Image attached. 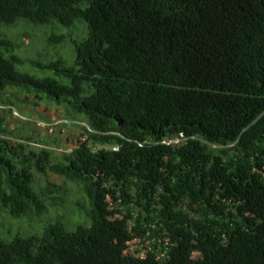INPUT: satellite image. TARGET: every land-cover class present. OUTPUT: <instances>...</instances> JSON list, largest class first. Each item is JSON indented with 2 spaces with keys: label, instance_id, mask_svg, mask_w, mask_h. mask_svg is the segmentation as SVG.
Segmentation results:
<instances>
[{
  "label": "trees",
  "instance_id": "obj_1",
  "mask_svg": "<svg viewBox=\"0 0 264 264\" xmlns=\"http://www.w3.org/2000/svg\"><path fill=\"white\" fill-rule=\"evenodd\" d=\"M21 20L87 23L72 65H44L67 83L18 70L1 29ZM27 85L67 108L79 144L13 143L0 115L1 208L66 212L68 182L85 199L66 214L73 229L57 216L0 237V264H264V0H0V106ZM137 238L150 241L143 256Z\"/></svg>",
  "mask_w": 264,
  "mask_h": 264
},
{
  "label": "rangeland",
  "instance_id": "obj_2",
  "mask_svg": "<svg viewBox=\"0 0 264 264\" xmlns=\"http://www.w3.org/2000/svg\"><path fill=\"white\" fill-rule=\"evenodd\" d=\"M28 24L21 20L16 27L3 26L1 29V32L16 44V54L22 60L21 64H17L18 70L28 72L38 78L54 77L67 83L68 81L56 71L45 68L44 65L56 61L59 57H62L67 65H72L75 60L76 42L87 36V23L77 21L72 26H64L57 22L52 25H39L32 22H28ZM79 25H81V28L82 26L86 28L84 35V30L77 27ZM52 34L64 35L65 40L59 44L49 42L48 39ZM27 88L8 87L7 93L2 95V99L13 104V110L10 109V106H0V115L5 118V128L7 130V133L2 137L13 143H28L36 150L47 147L56 154L71 151L79 144L81 131L73 124V119L67 117V108L62 104L58 105L51 102L44 93L38 92V89L34 86L27 85ZM26 136L32 137V142H28L25 139ZM45 139L51 141L56 139V142L51 146L39 144L40 141ZM35 175L38 187H44L47 178L38 173ZM49 179L56 183L63 182L61 178L53 174H49ZM67 186L71 191L66 212L64 207L57 209V212L56 209L51 208L47 214H35L33 217H22L18 220L11 217L10 214L4 213L5 211L0 206V224L2 225L0 237L11 240L19 234L24 237L39 234L43 225L53 221L57 216H63L68 229H73L75 224L70 223L69 216L75 214L77 205L75 198L78 197L82 200L85 198L82 192L77 190L76 185L68 182ZM89 207L90 204L87 199V204L79 210L77 209L76 215L84 212ZM54 212H56L55 215ZM149 243V240L142 238L134 239L129 243L130 251L135 255L143 256Z\"/></svg>",
  "mask_w": 264,
  "mask_h": 264
},
{
  "label": "built area",
  "instance_id": "obj_3",
  "mask_svg": "<svg viewBox=\"0 0 264 264\" xmlns=\"http://www.w3.org/2000/svg\"><path fill=\"white\" fill-rule=\"evenodd\" d=\"M183 137H184V135H183V133H181V134L179 135V137H178V138H176V139H174V140H171V141H169V143H179V142H180V140H181Z\"/></svg>",
  "mask_w": 264,
  "mask_h": 264
},
{
  "label": "bare ground",
  "instance_id": "obj_4",
  "mask_svg": "<svg viewBox=\"0 0 264 264\" xmlns=\"http://www.w3.org/2000/svg\"><path fill=\"white\" fill-rule=\"evenodd\" d=\"M178 138V137H177Z\"/></svg>",
  "mask_w": 264,
  "mask_h": 264
}]
</instances>
